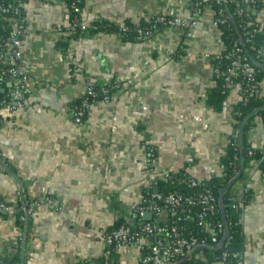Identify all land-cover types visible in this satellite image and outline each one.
I'll return each instance as SVG.
<instances>
[{"label":"crops","instance_id":"0c3cea01","mask_svg":"<svg viewBox=\"0 0 264 264\" xmlns=\"http://www.w3.org/2000/svg\"><path fill=\"white\" fill-rule=\"evenodd\" d=\"M159 15L194 16V24L164 28L142 42L85 34L62 52L55 44L66 37L55 29L69 22L66 6L27 0L20 50L29 93L26 105L2 112L0 196L16 202L21 190L28 204L44 197L53 203L35 206L23 226L13 213L0 214V259L7 264H96L104 256L100 231L119 219L134 227L130 209L157 180L181 170L196 182L222 175L220 159L236 134L233 107L242 96L236 85L220 110L207 101L223 48L213 11L193 10L191 0H83L81 21L140 26ZM256 21L264 28V1ZM90 84L110 90L78 125L75 104ZM249 143L264 161L259 118ZM232 190L242 264H264L259 163L250 162ZM115 264H144L143 253L137 245L122 248Z\"/></svg>","mask_w":264,"mask_h":264},{"label":"built area","instance_id":"2783aa9c","mask_svg":"<svg viewBox=\"0 0 264 264\" xmlns=\"http://www.w3.org/2000/svg\"><path fill=\"white\" fill-rule=\"evenodd\" d=\"M209 1L215 2L218 6L230 16L227 8V0H200L199 4H207ZM258 0H243L242 4L248 10L254 8ZM79 0H72L70 7H66L67 11H73L81 16L82 11L79 10L77 4ZM25 3H20L17 6L7 5L0 6V18L2 15L11 11L14 16H19L21 10L25 12ZM234 14L241 16L242 9H237ZM232 29L236 34L230 49H225L223 46L221 53L216 56L217 59H223L227 62L226 71L222 74L226 87L230 88L234 81L238 78H243L248 85L246 92L255 90L256 68L255 66H264V42L255 45L252 38L260 30V24L247 23L245 25L238 24L233 21ZM25 22V19H24ZM77 18H73L66 26H60L55 29V33L61 36H72L74 24H77ZM215 25L221 23L218 19L215 20ZM194 24V16L187 19L182 17H170L167 15H159L153 23H149L147 27H137L135 29V39L139 42L152 38L159 32L160 27L182 30L184 27ZM80 29L84 32L88 30H97V27L79 22ZM120 34H127L130 30L124 25H116ZM22 28H16L11 36L5 38L0 36V123L2 122V112L14 113L19 108L26 105V97L28 96L29 77L25 72L22 63V53L20 50ZM226 50V51H225ZM207 56V55H206ZM216 76H220L219 70L215 72ZM104 98L107 90H103ZM95 92L90 85L85 87L81 103L74 108L73 120L76 124L81 125L90 108V103L87 97H95ZM237 132L235 138L237 137ZM153 155V152H151ZM190 164V161H187ZM190 187L196 185V181L190 179ZM17 200H24L23 192L19 190L16 194ZM50 198L44 197L40 200L33 201L32 204H27L22 210L20 222L25 224L29 216L33 213V208L39 204H52ZM200 206L202 211L197 215V225L202 228L207 235L206 237H198L191 233L183 232L181 227H178L172 218L177 214H185L189 210L187 207ZM0 212L7 214L13 213L14 207H7L0 203ZM146 213H151V220L144 221L143 216ZM216 214V205L212 193L209 190L193 195L191 197H183L176 192L167 195L151 193L147 199H143L140 204L134 205L130 209V218L135 226L130 227L126 224L119 226L117 229L102 230L100 235L104 243V256L102 264H115V257L122 248L131 246H139L143 253L144 264H177L182 258L195 248L206 247L208 241L218 245L222 242V246H227L228 241L224 238L219 240L220 235L224 233V227L221 223H212L208 221L207 216ZM168 218L171 220L167 223ZM164 224H160V223ZM228 257L227 252L221 254V261L216 264H225ZM197 258V257H196ZM0 264H6L0 259ZM236 264H242L238 262Z\"/></svg>","mask_w":264,"mask_h":264},{"label":"trees","instance_id":"16d2710c","mask_svg":"<svg viewBox=\"0 0 264 264\" xmlns=\"http://www.w3.org/2000/svg\"><path fill=\"white\" fill-rule=\"evenodd\" d=\"M60 1H62L67 8L72 4V0ZM79 1L80 2L77 4V6L79 10L82 11L83 0ZM199 1L200 0H191L192 9L200 11L208 7L213 11L214 20L218 19L221 21V23H218L216 27L220 33L222 46H224L225 49H230L233 40L236 38V34L232 29L230 17L232 16L233 21L238 24H259L256 21V13L262 8L264 0H258L255 3L254 8L251 10H248L245 6H243V0H227V8L230 13L229 17L222 7L215 4V2L209 1L207 4H199ZM21 2L26 4L27 0H0V6H17ZM237 9L243 10V14L241 16L234 14ZM75 17L77 18L78 22L77 24H74L73 35L65 36V40L61 39L55 44L56 48L61 49L62 52H66L69 40L77 39L84 36L85 34L91 35L98 32L119 34L118 27L108 22L93 24L92 26L97 27V30H88L87 32H84L80 29L79 25L81 16L79 14H75L73 11L68 12V21L71 22V20H73ZM24 19L25 12L23 10H21L19 16H14L11 11H8L2 15L0 18V36L7 38L12 35L14 28L23 29L25 24ZM155 19L156 17L150 20L148 23L141 24L139 27H147L149 23H153ZM124 25L130 31L127 34L121 33L120 39L124 41L139 42L135 39L136 34L134 31L138 26H134L129 23H125ZM187 27H184L183 30L186 31V29H188ZM164 28L165 27L163 26L160 27L159 32ZM252 42L255 45H259L264 42V28L261 27V30L253 36ZM216 63L217 70H219L221 75L216 76L214 74L216 86L208 90V103L212 105L215 110H220L229 92L236 85L240 86L242 96L240 102H238L233 107L232 113L234 128L238 134L236 138H233L231 143L226 148L224 156L220 159V163L223 168L222 175L219 177H214L208 181L197 182L194 187H190L188 181L191 178L187 176L184 170H181L176 174H167L162 180H157L156 187L159 194L167 195L176 192L181 194L183 197H191L193 195L200 194L205 190H209L215 200L216 214L212 217L207 216L206 219L212 223L215 222L223 224L224 233L220 235L219 240L224 238L228 241V245L226 247L221 246L218 248L216 247L217 245L208 241V245L204 250L193 252L190 257L186 258V256L185 258H182L177 264H216L221 261V254L223 252L228 253L225 264H236L238 262H242L241 255L243 252L244 239L242 237V231L239 223L240 209L239 207L237 208V205L234 206L232 203L233 201H231V198L234 197L232 186L235 181L242 177L244 169L250 162L259 163V168L264 170V161H261L262 154L259 152V150L253 149L249 143V134L256 126V119L259 118L262 122H264V66H255L257 71L255 75V83L257 88L255 90L246 92L248 85L243 78H238L235 80L234 84L230 88L226 87L222 74L226 71L227 62H225L223 59H217ZM90 86L96 94L94 98L87 97L90 105L96 101L97 98L103 99V90H108L110 88V85L96 86L90 84ZM1 95L2 93H0V96ZM81 99L75 104V107L80 105ZM150 194V191L145 192L142 200L147 199ZM0 203L6 205L7 207H14L13 215L16 219V222L20 226L25 225L20 222V217L23 214L22 210L24 207H27L28 204L25 199L8 203L0 196ZM186 209L189 210L187 213H179L171 220H174L176 225L181 227L185 233H191L198 236L199 238L206 237L207 235L205 234L204 230L197 225V215L202 211V208L195 205L192 207H187ZM0 214L4 213L0 212ZM171 220L168 218L167 223H170ZM122 224H124L123 220L119 219L111 228H108L107 230L110 231L117 229ZM160 224L164 223L162 222ZM2 261L6 263L4 260ZM98 263L102 264L103 262L100 260V262H96V264ZM91 264H95V262H91Z\"/></svg>","mask_w":264,"mask_h":264},{"label":"water","instance_id":"95a60500","mask_svg":"<svg viewBox=\"0 0 264 264\" xmlns=\"http://www.w3.org/2000/svg\"><path fill=\"white\" fill-rule=\"evenodd\" d=\"M1 92L3 93L4 90H1ZM152 192L155 193V194H157V193H158V189H157V187H155V188L152 190ZM151 218H152L151 213H146V214H144V216H143V220H144V221H150ZM221 246H222V242L219 243L216 247L220 248ZM204 249H205V247H198V248H195V249H193L192 251H190V252L187 254V257H186V258L190 257V255H191L193 252H197V251L199 252V251L204 250Z\"/></svg>","mask_w":264,"mask_h":264}]
</instances>
